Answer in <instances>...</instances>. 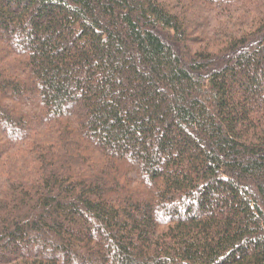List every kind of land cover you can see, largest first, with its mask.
Listing matches in <instances>:
<instances>
[{"label": "trees", "instance_id": "16d2710c", "mask_svg": "<svg viewBox=\"0 0 264 264\" xmlns=\"http://www.w3.org/2000/svg\"><path fill=\"white\" fill-rule=\"evenodd\" d=\"M0 264H264V0H0Z\"/></svg>", "mask_w": 264, "mask_h": 264}]
</instances>
